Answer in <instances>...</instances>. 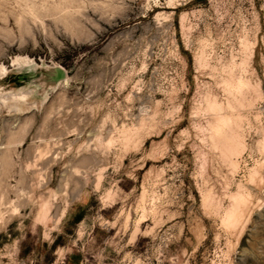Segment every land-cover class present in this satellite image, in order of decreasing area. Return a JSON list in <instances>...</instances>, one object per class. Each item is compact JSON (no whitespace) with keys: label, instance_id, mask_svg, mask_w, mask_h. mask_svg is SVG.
Segmentation results:
<instances>
[{"label":"rangeland","instance_id":"rangeland-1","mask_svg":"<svg viewBox=\"0 0 264 264\" xmlns=\"http://www.w3.org/2000/svg\"><path fill=\"white\" fill-rule=\"evenodd\" d=\"M0 264H264V0H0Z\"/></svg>","mask_w":264,"mask_h":264},{"label":"water","instance_id":"water-1","mask_svg":"<svg viewBox=\"0 0 264 264\" xmlns=\"http://www.w3.org/2000/svg\"><path fill=\"white\" fill-rule=\"evenodd\" d=\"M56 71H57V76L58 77H63L64 74H65L64 70L61 69V68H57Z\"/></svg>","mask_w":264,"mask_h":264},{"label":"bare ground","instance_id":"bare-ground-1","mask_svg":"<svg viewBox=\"0 0 264 264\" xmlns=\"http://www.w3.org/2000/svg\"><path fill=\"white\" fill-rule=\"evenodd\" d=\"M223 127H225V125H223ZM223 129V128H222Z\"/></svg>","mask_w":264,"mask_h":264}]
</instances>
